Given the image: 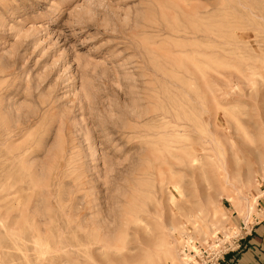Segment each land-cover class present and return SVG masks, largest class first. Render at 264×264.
<instances>
[{"label":"rangeland","instance_id":"obj_1","mask_svg":"<svg viewBox=\"0 0 264 264\" xmlns=\"http://www.w3.org/2000/svg\"><path fill=\"white\" fill-rule=\"evenodd\" d=\"M9 175L84 245L11 242ZM262 185L264 0H0V264H181Z\"/></svg>","mask_w":264,"mask_h":264},{"label":"bare ground","instance_id":"obj_2","mask_svg":"<svg viewBox=\"0 0 264 264\" xmlns=\"http://www.w3.org/2000/svg\"><path fill=\"white\" fill-rule=\"evenodd\" d=\"M26 134V133H25ZM10 137V135H9ZM20 137V136H19ZM29 137V136H28ZM23 138V137H22ZM21 138V139H22ZM24 139V138H23ZM16 140V139H15ZM13 141V140H12ZM14 143V142H13ZM17 143V142H16ZM20 143V142H19ZM33 144V142H32ZM11 146V145H10ZM29 146V145H28ZM63 146V145H62ZM35 147V146H34ZM9 148V147H7ZM25 149V148H23ZM21 151V150H20ZM11 150H9L7 152V157L12 155L11 154ZM63 152V150H62ZM60 151V153H62ZM70 152V151H69ZM17 152H15L14 154H16ZM28 153V152H27ZM31 154V153H30ZM70 154V153H69ZM66 156V155H65ZM12 157V156H11ZM22 157V156H21ZM28 157V156H27ZM31 157V156H30ZM180 159V158H179ZM183 159V158H182ZM195 159V158H194ZM10 160V159H9ZM185 160V159H184ZM29 161V160H28ZM70 161V160H69ZM179 160L177 159V162ZM182 161V160H181ZM188 161H190L188 159ZM65 162V161H64ZM72 162V161H71ZM70 162V163H71ZM180 162V161H179ZM183 163V162H181ZM66 164V163H65ZM69 165V164H68ZM67 165V166H68ZM189 165V164H186ZM56 166V164H55ZM65 167V166H64ZM69 167V166H68ZM55 168V167H54ZM71 168V167H70ZM62 169V167H61ZM54 170V169H53ZM22 171V170H21ZM26 174V173H25ZM52 174V172H51ZM59 175V173H56V175ZM9 177H11L7 183L6 186V194H5V198H7V201L9 203V211H7V228H6V233L7 236L9 238V240L11 242H13L14 244L17 243H22L23 245H40V244H44V246L46 245V250L50 249V258H52L57 252H66L67 250L65 249L66 247L69 246H82L84 245V243H82L79 239V237L75 236V235H69L67 234V230L70 228L71 225L73 226H79L82 222V219H84L81 215V209H78L77 212L73 213L74 214V219L72 218V212H73V207L71 206L72 201L69 198V203L70 205L67 207H64L63 205L61 206H57L58 208H56L55 204H53L52 207V203H54L53 200H51L50 195H47L44 202L47 206V208H45L44 211L37 210L36 212H34V214L29 216V220L26 217V212H27V208H23V204L21 207L18 208V215H15V202L17 201L15 199L16 194L19 192H22L23 190V182H24V176H18V178L16 176H11L9 175ZM59 176H56L57 180L59 181L60 179H58ZM28 179L30 182H32L33 177L29 174ZM66 181V180H65ZM37 182V181H36ZM35 182V183H36ZM54 182V181H53ZM63 182V181H61ZM70 182V181H69ZM65 183V182H64ZM175 183V182H174ZM52 184V183H48L47 187ZM66 184V183H65ZM74 184V183H73ZM170 184V183H169ZM37 185H39L37 183ZM41 186V184H40ZM39 186V187H40ZM172 186V185H171ZM176 186V185H175ZM35 188V187H34ZM59 189V187H58ZM39 190V189H38ZM44 191V190H43ZM73 192V191H72ZM42 195V194H41ZM173 195V194H172ZM4 197V196H3ZM19 198V197H18ZM40 198V197H39ZM22 199V198H19ZM36 199V198H35ZM43 199V198H42ZM34 200V198H33ZM38 200V199H37ZM32 201V199H31ZM61 202V200H60ZM63 202V200H62ZM24 203V202H23ZM67 203V200L66 202ZM74 204V203H73ZM7 206V205H6ZM35 206V205H32ZM39 206V205H38ZM77 206V205H76ZM30 208V207H29ZM33 208V207H32ZM37 208V206H36ZM88 207L85 206L83 207V209H87ZM187 208V207H185ZM44 209V208H43ZM185 210V209H184ZM187 211L189 210L186 209ZM33 211V210H32ZM189 212V211H188ZM191 212V211H190ZM28 214V212H27ZM84 214V213H83ZM182 214V213H181ZM185 214V213H183ZM188 215V213L186 214ZM190 215V214H189ZM183 218V215H181ZM214 216V215H213ZM62 219L61 223L57 224L55 222H57L58 219ZM188 218V217H187ZM86 219V218H85ZM186 219V218H185ZM28 225L31 228L29 229V233L26 232V228L24 227V225ZM170 227V226H169ZM172 228V227H171ZM27 229V230H28ZM174 231V229H173ZM166 233H164L165 235ZM163 235V234H162ZM163 235V236H164ZM165 237V236H164ZM163 237V238H164ZM133 239V238H132ZM83 240H88V234L85 235V238H83ZM147 241V240H144ZM162 243V242H161ZM164 243V242H163ZM42 247V246H41ZM161 247V245H160ZM26 248V246H25ZM80 248V247H79ZM97 250V249H96ZM119 250V249H118ZM95 251V250H94ZM28 252V251H26ZM69 252V250H68ZM33 253V252H32ZM93 253V252H92ZM28 254V253H27ZM36 254V253H35ZM42 254V253H41ZM48 254V253H47ZM49 255V254H48ZM93 255V254H92ZM122 256V255H121ZM129 256V255H128ZM45 257V256H44ZM120 257V256H119ZM118 257V258H119ZM49 258V260H50ZM122 258V257H120ZM124 259V258H123ZM122 259V260H123ZM122 260H120V262L118 264H120L122 262ZM131 260V259H130ZM28 262V261H27ZM62 262V261H61ZM111 263V262H110ZM123 263V262H122ZM121 263V264H122ZM126 263V262H125ZM58 264V263H57ZM112 264V263H111ZM153 264H162V263H153Z\"/></svg>","mask_w":264,"mask_h":264},{"label":"built area","instance_id":"obj_3","mask_svg":"<svg viewBox=\"0 0 264 264\" xmlns=\"http://www.w3.org/2000/svg\"><path fill=\"white\" fill-rule=\"evenodd\" d=\"M262 208L264 210V205ZM259 217L261 215L258 214L252 217L250 222L242 221L239 232L230 238V243L215 239L212 243L194 247L196 250L193 252L184 250V261L181 264H219L228 253H234L240 249L241 241L245 238L248 227L258 222ZM192 253L193 255H191Z\"/></svg>","mask_w":264,"mask_h":264},{"label":"crops","instance_id":"obj_4","mask_svg":"<svg viewBox=\"0 0 264 264\" xmlns=\"http://www.w3.org/2000/svg\"><path fill=\"white\" fill-rule=\"evenodd\" d=\"M262 186L260 195L263 197L264 185ZM260 202L258 204L260 206L258 211H261L260 215H262L259 217L260 220L248 227L240 249L224 257L219 264H264V215L262 214L264 201Z\"/></svg>","mask_w":264,"mask_h":264},{"label":"trees","instance_id":"obj_5","mask_svg":"<svg viewBox=\"0 0 264 264\" xmlns=\"http://www.w3.org/2000/svg\"><path fill=\"white\" fill-rule=\"evenodd\" d=\"M235 253V252H234ZM230 255V253H228L225 257H227V256H229Z\"/></svg>","mask_w":264,"mask_h":264}]
</instances>
